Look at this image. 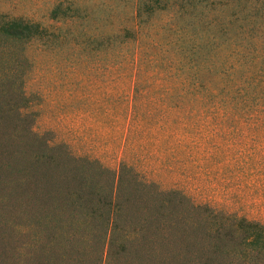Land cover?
Returning a JSON list of instances; mask_svg holds the SVG:
<instances>
[{"label": "trees", "instance_id": "16d2710c", "mask_svg": "<svg viewBox=\"0 0 264 264\" xmlns=\"http://www.w3.org/2000/svg\"><path fill=\"white\" fill-rule=\"evenodd\" d=\"M47 15L58 24L17 17L1 29L103 46L132 78L137 129L156 140L247 128L248 148L228 151L249 160L264 189V0H55ZM16 62L0 74V264H264V220L195 203L132 163L110 169L34 132Z\"/></svg>", "mask_w": 264, "mask_h": 264}, {"label": "rangeland", "instance_id": "374dc122", "mask_svg": "<svg viewBox=\"0 0 264 264\" xmlns=\"http://www.w3.org/2000/svg\"><path fill=\"white\" fill-rule=\"evenodd\" d=\"M54 1L0 0V74L11 69L16 57L35 113L32 130L45 132L74 155L96 158L110 169L121 161L132 163L142 177L164 189H180L195 203L264 220L261 180L250 171L248 159L234 160L228 151L248 148L247 128L178 129L167 140H156L150 135L153 129H137L138 121L130 112L132 78L121 63L108 61L103 46H70L69 40L55 38L26 41L20 31L17 38L2 31L7 19L17 17L44 26L58 24L47 15ZM164 20L165 16L155 18ZM205 134L212 137L201 138ZM214 145L223 153L215 158L202 155L204 148ZM263 174L259 169L256 176Z\"/></svg>", "mask_w": 264, "mask_h": 264}]
</instances>
